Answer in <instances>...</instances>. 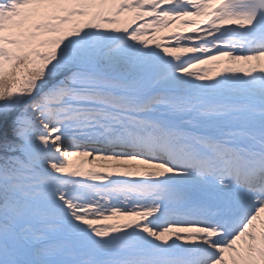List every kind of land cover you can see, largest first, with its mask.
I'll use <instances>...</instances> for the list:
<instances>
[{
  "label": "snow or ice",
  "instance_id": "snow-or-ice-1",
  "mask_svg": "<svg viewBox=\"0 0 264 264\" xmlns=\"http://www.w3.org/2000/svg\"><path fill=\"white\" fill-rule=\"evenodd\" d=\"M0 264H264V0H0Z\"/></svg>",
  "mask_w": 264,
  "mask_h": 264
},
{
  "label": "rangeland",
  "instance_id": "rangeland-1",
  "mask_svg": "<svg viewBox=\"0 0 264 264\" xmlns=\"http://www.w3.org/2000/svg\"><path fill=\"white\" fill-rule=\"evenodd\" d=\"M97 163H99V162H97Z\"/></svg>",
  "mask_w": 264,
  "mask_h": 264
}]
</instances>
